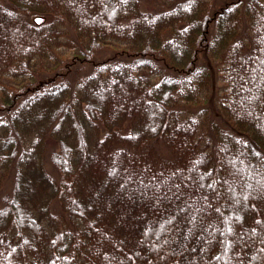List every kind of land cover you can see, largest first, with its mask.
Here are the masks:
<instances>
[{
	"label": "trees",
	"instance_id": "obj_1",
	"mask_svg": "<svg viewBox=\"0 0 264 264\" xmlns=\"http://www.w3.org/2000/svg\"><path fill=\"white\" fill-rule=\"evenodd\" d=\"M66 1L0 0V80H8L0 189L17 165L16 147L30 144L22 137L36 125L47 133L39 147L23 149L38 159L14 167L0 205L9 223L0 228V264H264V3L204 2L188 18L192 0H168L162 13L164 4L151 11L144 0H75L85 17L73 12L68 22L83 40L69 65L90 73L70 84L19 70L21 57L33 59L29 46L49 56L46 70L65 68L52 24H30V16ZM232 11L241 17L229 35L221 22ZM88 43L117 50L94 62ZM207 50L219 55L214 67L199 62ZM215 74L225 131L203 114ZM42 188L47 195H35ZM55 200L68 225L51 212ZM16 208L29 225L13 222Z\"/></svg>",
	"mask_w": 264,
	"mask_h": 264
},
{
	"label": "rangeland",
	"instance_id": "obj_2",
	"mask_svg": "<svg viewBox=\"0 0 264 264\" xmlns=\"http://www.w3.org/2000/svg\"><path fill=\"white\" fill-rule=\"evenodd\" d=\"M64 1H66V0H64ZM74 1L75 0H70V2L72 3L70 5L67 1L65 3H61L60 5H55L54 8L56 9V11L54 9H52V13H50V14L48 12H46L44 14L38 13V14H32L30 16V21H31L30 24L38 25V26H45L47 24H52L53 35H55L57 37V40H58V41H56V44H55L56 45V54H58L60 57L61 56L63 57L62 62L65 64V68L60 66L57 69L54 68V69L46 70L47 68L52 67L51 61H49V59H48L49 56L47 54H45L46 56H44V58H43L42 55L39 54L40 52H37L38 50H36V47L29 46V48L32 49L31 51L34 52L32 54L33 59H28L26 56L21 57L22 58L21 63L18 65V67L20 66L18 68L19 70L27 71V70H32V69L37 68V69L41 70L37 73V77L42 75V74H43V76L49 75L51 77V75H53L55 73V74H57V76H60L61 78H65L70 84H74L76 77L78 79L79 76L83 75L82 73H85V75L90 73L91 69L89 68V66L82 71V70H79L78 64L69 65L71 59L73 58V55L79 53L78 49L76 50L75 47L80 48V42H81V40H83V36H79L77 31L72 30L71 27L69 26V22H68V20L70 18H72V16H73L71 13L74 12V13L80 14L82 17V15L85 12V10H82V7H80V9H79V7H76V5H74ZM78 1H80V0H78ZM225 1H228V0H192V2L189 4V12H187V10H186V13H188V15H189L187 17L188 18L193 17V14H196L199 11V9H200L199 7L203 6L204 2L205 3L207 2L208 5L210 4L211 7L213 8V7H216V6L223 4ZM258 2L264 3V0H259ZM159 3L164 4V6L159 8V12L162 13V12L168 10L167 8H169L168 6H170V5L166 4V3H169L168 0H144L142 2L143 5L141 4V7L143 9H151V11H153L155 8V10L158 11L156 9V7L158 6L157 4H159ZM54 4H57V3L54 2ZM72 5H74V6H72ZM262 10H264V7H262ZM154 13H156V12H154ZM239 16L241 17L240 12L235 14L233 11L230 14H228V16H225V18L222 19V22H221V28H222V30H225L222 32L225 33V32L230 31L231 33L229 35H233L234 34V28H235V25H234L235 17H239ZM83 17H85V16L83 15ZM37 18H39V19L37 20ZM24 19L27 21V18L24 17ZM166 20H168V19L166 18ZM169 22H171V24H173L172 19ZM122 23H124L123 20H122ZM124 24L126 25V23H124ZM244 29H245V25H240V31L241 30L243 31ZM121 37H122V35H121ZM181 38H182V36H181ZM124 39H126V38H124ZM23 40L25 41L24 38H23ZM25 44H27V42H25ZM88 45H90V44L88 43ZM119 45H121V44H118V46ZM123 45H125V47H123L122 50L126 51V49L128 50L129 48H131L129 44H123ZM87 47L90 48V52H88L87 56H89V59L91 61H94V62H95V60L97 61L100 59H104V58L112 55L110 53V50H115V51L117 50L116 48H114L110 44L108 46L103 47L102 49H97L96 47H92L91 45L87 46ZM25 48H28V47L23 46L21 51H25L26 50ZM17 51L19 52V49L17 50L16 46H14L10 49V52L12 54L11 55L12 59H14L13 54H18ZM50 56H52V55H50ZM218 56L219 55H217L216 53L211 52V50H207L203 53V56L201 55V61H199V62L201 63V65L202 64L204 65L205 61H209L211 59V61H212L211 66L214 67V62L218 60ZM66 65H69V66L66 68ZM60 77H59V79H60ZM217 77H218V74L213 75L214 83H212V82L208 83L209 88L206 92L207 101L204 103L203 114L207 113L208 114V119L206 118L207 121H211V122H213V124L218 123L220 125V127L222 126V129H224L223 131H225L224 114H223V111L220 108L219 104L217 103V97L219 96L220 88H221L220 84L216 83L217 79H218ZM0 81H1L0 92L3 94V92H4L3 88L8 89V87H6V85H7L6 83L8 82V80L2 78ZM211 85H212V87H211ZM61 88H63V85L61 87L55 88V90H57V91H56V94L54 93L53 95H60V91L62 90ZM211 89H212V91H211ZM45 97H46L45 101L48 102V104H49V102H52L54 100L52 98L51 94L50 95L46 94ZM0 103H1V101H0ZM200 116H201V112H200ZM41 125H43V124H41ZM45 132L46 131H43L42 128L39 127V125H36L32 129H30V132L26 133L22 137V139L27 137V138H29L28 141L30 142V144L39 147L42 140L44 139V137L47 134ZM0 134H1V132H0ZM43 141H45V139ZM30 144L28 142H27V144H25V140H24L19 147H16V155L14 157H15V161H16L17 165L12 166V168L10 169L9 172L4 171L5 172L4 175L6 176V178L3 181L2 187L0 189V205L3 203V199L5 198V196L6 195L10 196L12 193L14 181L17 179V176H16L17 174L14 172V167H19V166H22V164H26L29 162V160H32V158L35 161H36V159H38L35 156V154L32 155L29 153L26 157H24L22 155V153L24 151H29V150H27L26 145H28L30 147ZM3 145H4L3 142L0 140V149H2ZM24 148H25V150L23 151ZM156 148L161 153V157L169 155V153L165 149L164 145L161 144V142L156 143ZM15 161H14V164H15ZM44 166H45V169L47 170V172L50 173V175L53 176L56 180H58L59 172L57 171L56 167L53 166L52 163L47 158L45 159ZM19 169L21 171V175H23V170H21V168H19ZM24 178H27L26 173L24 174ZM46 191L47 190L42 188V189L38 190L35 193V195L46 194L45 193ZM20 201L24 203L23 197H20ZM26 204H32V203L29 200ZM50 210L54 215H57L58 217H62L63 223L68 225L67 224L68 223L67 215L62 210V208L60 207L59 203L56 200L52 202ZM11 213L14 217L13 222L15 224H16V221H18L20 224H23V223L28 224V221L25 219V216L22 215L23 212L22 211L20 212L18 208L15 209L14 213L12 211H11ZM4 218H5L4 216L0 217V228L1 227L4 228L3 225H5V221H6V225L9 226L8 221L5 220ZM55 222H56V220H55ZM49 225H50L51 229L54 228V226L51 223H49ZM11 229L12 228L8 227L9 232H13V231H11ZM28 234H30L29 231H28ZM26 242L30 243L28 240H26ZM12 247H14L15 249H19V247L15 241L12 242ZM29 247H33V246L30 244ZM22 251L25 252L26 250L22 249ZM27 251L32 252L30 249ZM22 255H24L25 257L28 256L29 258H31L33 256L30 253H24Z\"/></svg>",
	"mask_w": 264,
	"mask_h": 264
},
{
	"label": "water",
	"instance_id": "obj_3",
	"mask_svg": "<svg viewBox=\"0 0 264 264\" xmlns=\"http://www.w3.org/2000/svg\"><path fill=\"white\" fill-rule=\"evenodd\" d=\"M39 18H37V20H38Z\"/></svg>",
	"mask_w": 264,
	"mask_h": 264
}]
</instances>
